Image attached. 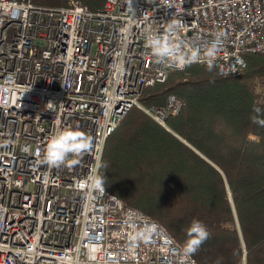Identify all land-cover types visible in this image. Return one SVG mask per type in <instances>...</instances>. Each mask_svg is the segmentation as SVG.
Segmentation results:
<instances>
[{
  "label": "built area",
  "instance_id": "obj_1",
  "mask_svg": "<svg viewBox=\"0 0 264 264\" xmlns=\"http://www.w3.org/2000/svg\"><path fill=\"white\" fill-rule=\"evenodd\" d=\"M173 20L184 25L174 41L181 51L198 50L183 69L146 46L148 32L165 36ZM217 32L225 37L211 67L242 75L245 55L264 53V0H107L97 12L76 0L56 9L0 0V264H199L178 254L182 245L159 221L85 181L101 177L107 139L133 107L169 129L183 101L169 95L147 109L140 98L190 64L209 67ZM65 128L92 149L50 167L44 149ZM146 228L150 238L132 247Z\"/></svg>",
  "mask_w": 264,
  "mask_h": 264
},
{
  "label": "trees",
  "instance_id": "obj_2",
  "mask_svg": "<svg viewBox=\"0 0 264 264\" xmlns=\"http://www.w3.org/2000/svg\"><path fill=\"white\" fill-rule=\"evenodd\" d=\"M65 8L71 0H31ZM91 12L107 0H76ZM242 75L193 63L144 90L140 104L184 103L164 128L133 107L107 139L104 187L159 221L182 245L201 222L199 264H264V53L245 55Z\"/></svg>",
  "mask_w": 264,
  "mask_h": 264
},
{
  "label": "clouds",
  "instance_id": "obj_3",
  "mask_svg": "<svg viewBox=\"0 0 264 264\" xmlns=\"http://www.w3.org/2000/svg\"><path fill=\"white\" fill-rule=\"evenodd\" d=\"M168 3V0H163ZM172 5L169 3V8ZM184 25L177 20H173L167 25V35L160 36L148 32L146 35V46L151 50L152 55L158 62L174 64L177 68L183 69L186 64L194 62L198 59V50L188 55L181 51L175 39L178 38L179 32L183 30ZM225 34L217 32L214 39L207 48V56L209 57V68H211V58L215 57L218 49L222 46ZM92 149L91 140L81 131L70 128L58 129L48 140L44 149L42 160L50 167H61L63 165H71L76 162L75 159L69 160V157L78 158L83 153ZM37 156L41 153L36 152ZM90 190H95L99 194L105 193L103 186L104 181L99 176H89L85 181ZM154 227V226H153ZM151 228H146L142 232H137L130 237L132 247L137 246L138 241H147L151 235ZM187 239L179 249L178 254L187 258L197 252L200 246L209 239V232L206 227L199 221H193L187 228Z\"/></svg>",
  "mask_w": 264,
  "mask_h": 264
},
{
  "label": "bare ground",
  "instance_id": "obj_4",
  "mask_svg": "<svg viewBox=\"0 0 264 264\" xmlns=\"http://www.w3.org/2000/svg\"><path fill=\"white\" fill-rule=\"evenodd\" d=\"M165 128V127H164ZM167 129V128H166ZM120 198V197H119ZM173 237V236H172ZM174 238V237H173ZM175 239V238H174ZM195 259V258H194ZM196 260V259H195ZM197 261V260H196Z\"/></svg>",
  "mask_w": 264,
  "mask_h": 264
},
{
  "label": "rangeland",
  "instance_id": "obj_5",
  "mask_svg": "<svg viewBox=\"0 0 264 264\" xmlns=\"http://www.w3.org/2000/svg\"><path fill=\"white\" fill-rule=\"evenodd\" d=\"M179 242V241H178ZM180 243V242H179ZM181 244V243H180ZM182 245V244H181Z\"/></svg>",
  "mask_w": 264,
  "mask_h": 264
},
{
  "label": "snow or ice",
  "instance_id": "obj_6",
  "mask_svg": "<svg viewBox=\"0 0 264 264\" xmlns=\"http://www.w3.org/2000/svg\"><path fill=\"white\" fill-rule=\"evenodd\" d=\"M81 187H83V185H81Z\"/></svg>",
  "mask_w": 264,
  "mask_h": 264
}]
</instances>
